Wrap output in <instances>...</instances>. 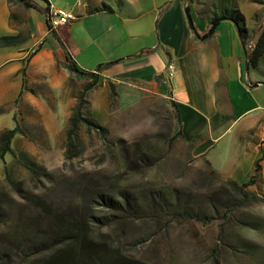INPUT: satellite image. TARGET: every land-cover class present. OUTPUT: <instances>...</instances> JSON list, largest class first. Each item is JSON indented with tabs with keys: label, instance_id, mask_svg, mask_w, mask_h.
<instances>
[{
	"label": "crops",
	"instance_id": "1",
	"mask_svg": "<svg viewBox=\"0 0 264 264\" xmlns=\"http://www.w3.org/2000/svg\"><path fill=\"white\" fill-rule=\"evenodd\" d=\"M32 1L37 7L0 0V39L12 37L0 42V133L11 129L5 122L16 112L43 115L39 126L50 135L57 110L64 112L68 125L78 95L91 82L71 75L65 67L70 56L82 70L99 75L87 100L91 117L101 125L110 117L113 87L123 106H132L144 92L153 93L174 104L194 156L211 166L218 160L211 158L212 151L236 128L243 142L241 157L230 168L213 169L244 185L259 161L257 180L248 188L264 196V80L252 77L233 20H220L215 33L202 39L212 29V19L227 11L243 17L251 35L257 28L252 19L263 11L264 0ZM49 4L74 11L77 19L51 29ZM37 41L38 52L26 58ZM108 63L114 64L98 71ZM171 64L176 69L172 77ZM246 169L251 172L241 182Z\"/></svg>",
	"mask_w": 264,
	"mask_h": 264
},
{
	"label": "rangeland",
	"instance_id": "2",
	"mask_svg": "<svg viewBox=\"0 0 264 264\" xmlns=\"http://www.w3.org/2000/svg\"><path fill=\"white\" fill-rule=\"evenodd\" d=\"M225 4L231 6L220 3ZM251 24L264 27V8ZM251 36L257 40L259 30ZM258 68L250 67V73L264 80V56ZM56 117L51 135L39 126L43 115L16 112L5 122L11 129L20 122L23 131L13 143L18 160L6 157L10 176L19 185L9 181L0 159V233L22 212L27 218L34 214L30 196L69 213L76 202L87 200L93 201L96 237L117 247L123 264H264V200L243 199L226 183L233 181L214 172L241 157L243 142L236 128L212 151L211 158L218 160L211 166L194 156L192 144L175 136L179 123L169 101L144 92L135 104L123 106L117 97L103 125L106 139L83 128L81 154L67 160L68 125L64 112L57 110ZM22 153L45 170H29ZM250 172L245 170L241 182ZM104 193L113 206L99 198ZM128 202L137 206L133 217L124 209Z\"/></svg>",
	"mask_w": 264,
	"mask_h": 264
},
{
	"label": "trees",
	"instance_id": "3",
	"mask_svg": "<svg viewBox=\"0 0 264 264\" xmlns=\"http://www.w3.org/2000/svg\"><path fill=\"white\" fill-rule=\"evenodd\" d=\"M16 1L27 7H37V4L32 0ZM227 12L228 13H222L219 17L215 16L212 19V29L207 35L202 37V39H209L215 33L220 20H233L239 26L249 67L259 69V61L264 56V27L254 31L256 33L259 30V37L257 40H254V37L247 34L244 28L243 24L245 19L243 17L231 16L229 14L230 11ZM187 15L192 30L196 37L199 38L200 36L195 29L189 7H187ZM240 23H242V27ZM11 40L12 37H2L0 42L6 44ZM250 41H254L255 43L253 51L247 49V45ZM113 64L114 63L102 64L99 66L98 71L102 72L107 70ZM65 67L71 75L76 76L78 79H87L92 82L78 95L77 106L73 109L68 122L65 157L67 160H70L81 154L79 152L78 140L80 138V131L83 128H85L87 133L96 131L104 140L107 137L108 129L93 119L88 111L89 102L87 100V93L99 82V75L94 72L82 70L70 56L67 57ZM117 97L118 94L113 88L110 95L111 104ZM171 105L174 109L175 119L180 125V129L175 136L182 137L185 140L181 130L179 113L175 109L174 104L172 103ZM22 131L23 128L16 121L15 128L6 129L0 133V159L5 165L4 170L7 174L6 176H8L9 181L13 185H17L18 183L10 176L6 157L10 154L18 160L13 143ZM121 146L120 143V147ZM21 158L27 168L32 172L45 170L36 162L31 161L26 153H22ZM134 162L135 161H133V163ZM260 170V162L258 161L256 163L255 174L250 177L247 184L239 185L233 182L226 183L245 200L247 199L252 202H257L261 198L264 200L260 195L248 190V186L256 182ZM214 172L215 174L217 173L216 171ZM98 196L104 202L113 206V199L110 195L104 193ZM166 199L167 198L163 195V201L167 202ZM27 200L33 205L34 214L27 218L22 212L14 225L0 233V264H123V257L118 251V248L108 241L99 239L95 235L93 221L91 219L93 201L87 202L86 200V202H82V200H80V202H76V204L73 205V211L69 213L63 210L55 211L50 204L45 203L40 198L30 196ZM126 205L127 207L124 209L133 217V211L137 210V206L134 203L129 204V202L126 203ZM165 205L168 206L167 203ZM119 207H121V205H119ZM117 209L120 208L117 206ZM2 216L3 212L0 204V219ZM47 253H49V255L35 259L38 255Z\"/></svg>",
	"mask_w": 264,
	"mask_h": 264
},
{
	"label": "built area",
	"instance_id": "4",
	"mask_svg": "<svg viewBox=\"0 0 264 264\" xmlns=\"http://www.w3.org/2000/svg\"><path fill=\"white\" fill-rule=\"evenodd\" d=\"M77 16L74 11L67 10L64 8L56 7L52 4H49L48 7V20L51 25V29L57 28L61 25H67L71 22L75 21ZM254 41H250L247 45V49L249 51H253ZM41 45V41H37L35 46L27 50L25 56L26 58H30L38 52L39 46ZM170 76L172 77L176 71L175 66L173 64L169 65Z\"/></svg>",
	"mask_w": 264,
	"mask_h": 264
},
{
	"label": "bare ground",
	"instance_id": "5",
	"mask_svg": "<svg viewBox=\"0 0 264 264\" xmlns=\"http://www.w3.org/2000/svg\"><path fill=\"white\" fill-rule=\"evenodd\" d=\"M254 48H255V44H254V46H253V50H254Z\"/></svg>",
	"mask_w": 264,
	"mask_h": 264
}]
</instances>
